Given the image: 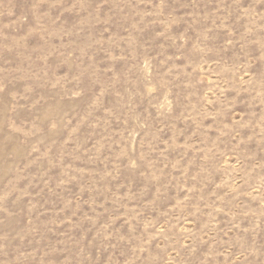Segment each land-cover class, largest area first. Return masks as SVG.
Returning a JSON list of instances; mask_svg holds the SVG:
<instances>
[{"label": "rangeland", "instance_id": "obj_1", "mask_svg": "<svg viewBox=\"0 0 264 264\" xmlns=\"http://www.w3.org/2000/svg\"><path fill=\"white\" fill-rule=\"evenodd\" d=\"M0 264H264V0H0Z\"/></svg>", "mask_w": 264, "mask_h": 264}]
</instances>
